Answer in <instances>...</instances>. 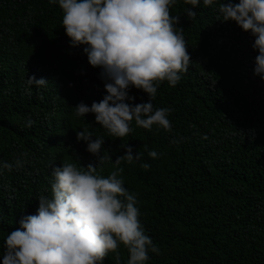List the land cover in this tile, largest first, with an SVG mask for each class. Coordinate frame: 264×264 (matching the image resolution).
Here are the masks:
<instances>
[{
    "label": "trees",
    "instance_id": "16d2710c",
    "mask_svg": "<svg viewBox=\"0 0 264 264\" xmlns=\"http://www.w3.org/2000/svg\"><path fill=\"white\" fill-rule=\"evenodd\" d=\"M220 2L201 0L194 17L186 16L192 6L184 0L170 7L190 56L178 83H161L152 101L154 109H171L170 130L133 121L118 139L94 114L74 115L78 103L91 106L106 92L100 69L82 47H70L59 5L0 0V163L13 165L0 168V254L6 235L36 213L37 199L51 197L52 166L97 164L86 142H77L76 131L87 129L104 139L99 174L122 169L124 187L136 195L140 223L156 247L146 264H264V81L253 73L254 38L221 21ZM28 76L47 84L37 90ZM129 95L133 104L149 99L136 88ZM127 144L140 159L114 165ZM117 251L126 264L127 250ZM114 255L103 264H115Z\"/></svg>",
    "mask_w": 264,
    "mask_h": 264
},
{
    "label": "clouds",
    "instance_id": "9594fccd",
    "mask_svg": "<svg viewBox=\"0 0 264 264\" xmlns=\"http://www.w3.org/2000/svg\"><path fill=\"white\" fill-rule=\"evenodd\" d=\"M48 2L59 5L70 47H82L88 63L100 69L106 92L91 106L78 103L74 115L94 114L95 122L118 139L130 133L133 121L146 130L153 125L170 130L167 114L171 109H154L152 101L160 84L166 81L174 87L190 63L182 29L175 27L179 17L169 12L177 0ZM184 3L192 6L185 9L186 16L194 17L192 9L201 0ZM202 3L210 6L215 0ZM217 9L221 21L235 22L254 38L253 73L264 81V0H221ZM27 84L38 90L47 82L28 76ZM130 88L142 90L148 101L133 104ZM31 123L29 120L28 125ZM76 138L86 142V151L97 157V164L52 166L51 197L40 196L36 213L24 216L19 228L6 235L0 264H103L110 252L115 254V264H120L119 245L127 250L126 264H146L148 252L156 251L140 223L136 195L129 193L119 177L122 169L116 168L107 177L98 172L105 159L101 154L104 139H93L87 129L76 131ZM122 147L124 155L114 165L140 159V153L134 154L128 144ZM148 156L156 158L157 152L150 150ZM15 164L19 166L21 161ZM12 166L0 163V168L10 170Z\"/></svg>",
    "mask_w": 264,
    "mask_h": 264
}]
</instances>
